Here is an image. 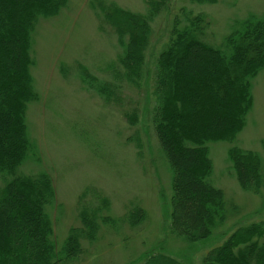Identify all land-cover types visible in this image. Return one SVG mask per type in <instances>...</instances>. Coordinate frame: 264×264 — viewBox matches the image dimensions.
<instances>
[{
	"label": "trees",
	"instance_id": "16d2710c",
	"mask_svg": "<svg viewBox=\"0 0 264 264\" xmlns=\"http://www.w3.org/2000/svg\"><path fill=\"white\" fill-rule=\"evenodd\" d=\"M67 2L0 0V264H63L82 253L83 241L96 240L102 224L116 223L106 214L109 199L87 188L76 205L78 225L69 227L57 245L49 214L55 203L52 178L44 171H20L26 160H39L26 123L28 105L38 100L31 73L33 34L42 20L57 16ZM143 2L142 13L103 0L91 5L114 33L119 52L105 68L109 79L100 80L85 68L79 76L106 103L119 104L127 88L141 87L153 23L169 10L171 0ZM208 29L204 13L180 8L153 71L150 123L171 171L169 229L188 243L208 239L226 218L223 191L208 180L212 173L208 144L234 142L251 108L252 79L264 69V15L249 14L220 45L209 42ZM124 116L130 126L137 123L136 112ZM262 151L263 156L236 145L228 150L235 180L255 194L264 189V143ZM145 218L139 206L124 215L130 226ZM227 233L199 264H264V222H250ZM138 264L185 263L157 252Z\"/></svg>",
	"mask_w": 264,
	"mask_h": 264
},
{
	"label": "rangeland",
	"instance_id": "374dc122",
	"mask_svg": "<svg viewBox=\"0 0 264 264\" xmlns=\"http://www.w3.org/2000/svg\"><path fill=\"white\" fill-rule=\"evenodd\" d=\"M95 1L99 0H68L57 16L42 20L33 34L31 73L38 100L28 105L26 123L39 160H26L20 171H44L51 176L55 203L49 214L57 245L69 227L78 225L76 205L82 191L96 189L110 201L106 214L116 223L102 224L96 240L83 241L82 253L63 264H138L145 255L157 252L185 264H199L227 232L264 222V189L259 194L243 189L233 176L228 156L232 145L263 156L264 69L252 79L251 108L234 142L208 144L212 163L208 180L223 191L226 218L208 239L188 243L169 229L171 171L150 123L154 61L180 8L204 13L209 42L220 45L249 14L264 15V0H216L214 4L171 0L169 10L153 23L141 87L127 88L119 104L106 103L79 76L85 68L100 80L109 79L105 68L119 52L114 33L91 6ZM103 1L132 12L146 9L143 0ZM125 112H136L135 125L127 123ZM2 186L0 178V190ZM134 206L141 207L146 218L130 226L124 215Z\"/></svg>",
	"mask_w": 264,
	"mask_h": 264
}]
</instances>
